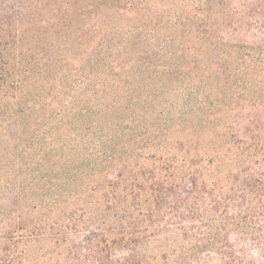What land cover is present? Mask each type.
Wrapping results in <instances>:
<instances>
[{
  "label": "trees",
  "instance_id": "obj_1",
  "mask_svg": "<svg viewBox=\"0 0 264 264\" xmlns=\"http://www.w3.org/2000/svg\"><path fill=\"white\" fill-rule=\"evenodd\" d=\"M262 106L264 0H0V264H264Z\"/></svg>",
  "mask_w": 264,
  "mask_h": 264
},
{
  "label": "rangeland",
  "instance_id": "obj_2",
  "mask_svg": "<svg viewBox=\"0 0 264 264\" xmlns=\"http://www.w3.org/2000/svg\"><path fill=\"white\" fill-rule=\"evenodd\" d=\"M252 33H256L255 31H253ZM232 36H230L231 38ZM239 38L241 39H246L248 41L254 40L249 38L248 34L247 35H239ZM123 101V100H122ZM212 101H216L215 96H212ZM114 103V102H112ZM157 105L159 103L160 106L159 108H157V106L155 107L154 110H142L141 108H137L138 110L142 111L145 115L144 118L142 119L143 123H151L152 120L158 119V115L161 114L162 112L166 113L165 109H168V111H174L173 108H170L171 106L173 107H178L183 105V98L181 95V91H175L173 93H167L166 95H160L157 100H156ZM118 110V109H117ZM116 109L115 110H104V115L101 117V121H105V124L101 127L100 131L102 134L104 135H114L115 132L119 129H121V127L124 125H122V123L119 124L118 120H117V114L118 111ZM259 114L261 115V117H264V106L260 107L259 109ZM178 111L175 110V114L177 115ZM96 121V120H95ZM118 130V131H119ZM118 133V132H117ZM13 136L11 135V133H4L2 134L1 137V141L6 143L7 145L10 146L11 149H15L16 144L13 143ZM81 142H91V139H87V138H81L80 139ZM114 177V176H113ZM115 179V178H114ZM13 198L12 197H8V201H6L4 203V206H8V204H11L13 202ZM182 243H178V244H174L169 246L166 251L164 249H158V250H153V249H149V250H145L143 251V255L145 256H149V257H159L164 253L171 251H175L177 250ZM157 264H163L162 262H158ZM170 264H174V263H170Z\"/></svg>",
  "mask_w": 264,
  "mask_h": 264
}]
</instances>
